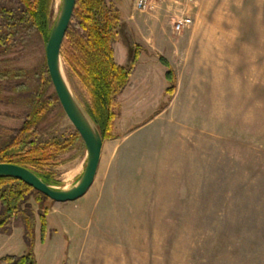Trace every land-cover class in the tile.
<instances>
[{
  "label": "rangeland",
  "instance_id": "1",
  "mask_svg": "<svg viewBox=\"0 0 264 264\" xmlns=\"http://www.w3.org/2000/svg\"><path fill=\"white\" fill-rule=\"evenodd\" d=\"M108 1L121 11L116 61L129 66L138 53L142 64L128 84L131 94L118 97L119 115L90 190L75 201L45 203L37 264H264V0H150L146 10L135 0ZM199 1L201 16L217 21L215 32L240 30L244 13V80L234 82L232 105L217 118L194 113L193 24L173 28L179 15L194 18ZM2 2L23 9L20 0ZM215 42L227 48L236 41ZM45 43L28 26L0 54V145L42 105L40 140L70 143L53 168V186L70 188L85 170L87 148L73 137L77 130L57 99ZM161 56L174 68L177 88L159 100ZM178 73L188 101L180 106L171 105ZM68 82L80 101L81 88ZM30 202L38 212L39 203ZM23 229L16 218L0 232V260L25 252Z\"/></svg>",
  "mask_w": 264,
  "mask_h": 264
},
{
  "label": "trees",
  "instance_id": "2",
  "mask_svg": "<svg viewBox=\"0 0 264 264\" xmlns=\"http://www.w3.org/2000/svg\"><path fill=\"white\" fill-rule=\"evenodd\" d=\"M4 1V0H3ZM23 9L15 11L0 0V54L6 52L16 36L28 26L34 27L46 41L55 23V0H20ZM121 11L108 0H77L74 17L62 46V58L68 79L82 90L80 101L100 129L104 139L112 137L113 123L119 115L118 97L130 82L139 54L135 53L129 66L116 61L114 44L119 34ZM166 67L169 83L166 93L171 97L177 88V76L167 58L160 57ZM15 76L11 71L7 72ZM58 99V97H57ZM59 100V99H58ZM42 105H34L24 125L10 131L11 135L0 145V162L13 163L33 170L43 181L56 185L53 168L60 164V154L70 144L58 138L40 140L38 124ZM73 137L80 138L76 131ZM40 205L37 212L30 202ZM50 200L21 179L0 176V232L21 218L26 250L22 254H7L0 264H37L35 254L36 231L42 239L48 226ZM37 215L39 216V221Z\"/></svg>",
  "mask_w": 264,
  "mask_h": 264
},
{
  "label": "crops",
  "instance_id": "3",
  "mask_svg": "<svg viewBox=\"0 0 264 264\" xmlns=\"http://www.w3.org/2000/svg\"><path fill=\"white\" fill-rule=\"evenodd\" d=\"M200 5L199 1V10L194 14L193 23L192 96L195 99L194 104L197 109L194 113L197 118H201L202 114L207 118H217V113L222 108L225 110L227 105H232L233 87L236 85L234 82L244 80V13L239 17L240 30L215 32L214 25L217 21L210 14L201 16ZM227 23H235L236 25V20L227 21L225 24ZM217 39H229L236 42L230 43V47L218 48V44L215 42ZM141 64L137 65L134 74L137 73ZM166 70L164 67L162 74L165 79H163L159 100L168 87ZM130 83H133V76H131ZM181 88L182 82L178 73V91L171 105L178 104L180 106V104L186 103L187 100L181 96ZM128 94H131L129 86L121 94L122 98Z\"/></svg>",
  "mask_w": 264,
  "mask_h": 264
},
{
  "label": "water",
  "instance_id": "4",
  "mask_svg": "<svg viewBox=\"0 0 264 264\" xmlns=\"http://www.w3.org/2000/svg\"><path fill=\"white\" fill-rule=\"evenodd\" d=\"M77 0H62L49 38L46 40V59L51 81L58 99L83 139L87 148V163L79 180L70 188H57L42 180L33 170L0 162V176H11L23 180L55 202H70L83 197L94 184L102 157L104 138L93 119L72 91L62 58V46L74 17Z\"/></svg>",
  "mask_w": 264,
  "mask_h": 264
},
{
  "label": "built area",
  "instance_id": "5",
  "mask_svg": "<svg viewBox=\"0 0 264 264\" xmlns=\"http://www.w3.org/2000/svg\"><path fill=\"white\" fill-rule=\"evenodd\" d=\"M196 2L197 0H189ZM150 6V0H135V7L140 10H146ZM194 23V18L191 16L179 15L174 23V30L182 32L187 27H190Z\"/></svg>",
  "mask_w": 264,
  "mask_h": 264
}]
</instances>
